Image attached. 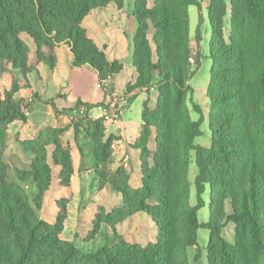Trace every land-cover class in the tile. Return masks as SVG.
Wrapping results in <instances>:
<instances>
[{
  "label": "trees",
  "instance_id": "trees-1",
  "mask_svg": "<svg viewBox=\"0 0 264 264\" xmlns=\"http://www.w3.org/2000/svg\"><path fill=\"white\" fill-rule=\"evenodd\" d=\"M109 4L121 9L123 0H0V64L26 71L29 49L22 38L27 37L38 59L46 46L66 44L75 68L89 66L99 80L118 75L121 66L110 62L81 27L92 11ZM193 6H199L197 0H154L151 8L145 0H136L133 7L134 90L158 87L155 109L149 112L144 104L142 112V121L157 129L154 152L143 149L140 190L132 194L126 182L116 186L128 209L116 210L101 222L115 232L119 224L144 213L157 227L156 242L141 248L120 240L112 247L84 252L61 239L65 217L58 216L49 225L37 216L35 210L52 182L46 146L33 152L31 171L20 172L17 178L32 181L34 207L22 187L11 181L3 161L7 126L24 120L23 101L14 103L18 88L13 85L0 101V264H189L187 250L196 246L197 211L203 206L205 184L211 192L208 222L201 226L210 232L208 264H264V0H233L229 45L222 36L223 0H210L212 64L206 93L210 149L194 146L200 124L191 120L187 106L193 75L188 62L194 53L189 30ZM195 37L198 45V30ZM198 59L197 53L195 65ZM194 110L200 112L197 106ZM111 144L110 139L98 142L96 155L102 163L111 155ZM51 145L55 147L51 160L60 169V180L69 185L70 154L57 141ZM193 151L199 168L194 208L187 202ZM225 205L230 211L227 217ZM225 219L237 227V238L242 240L235 246L222 237Z\"/></svg>",
  "mask_w": 264,
  "mask_h": 264
},
{
  "label": "rangeland",
  "instance_id": "rangeland-1",
  "mask_svg": "<svg viewBox=\"0 0 264 264\" xmlns=\"http://www.w3.org/2000/svg\"><path fill=\"white\" fill-rule=\"evenodd\" d=\"M135 1L123 0L121 9L113 4L96 9L81 24L87 37L99 50L105 51L109 61L121 66V78L115 75L99 80L96 71L89 66L75 68L73 55L66 44L46 46L38 59L37 49L27 37L22 39L29 49L28 69L20 71L11 65L0 64V101L5 99L13 85L18 88L14 103L23 101L21 111L24 120L13 121L7 126L3 161L9 168V178L22 187L30 205L34 207L36 191L32 181L19 182L17 178L20 172L31 171L33 152L46 146L52 182L42 198L41 207L35 210L36 214L49 225H53L58 216L65 217L61 239L84 252H95L104 246L112 247L120 240L146 248L159 237L153 220L144 213H138L119 224L115 232L101 222V218L116 210L128 209L127 203L117 193L116 186L126 182L132 194L140 190L144 170L143 149L146 147L149 152H154L152 142L157 129L154 124L142 121L141 111L143 96L148 111L155 109L158 87L154 85L143 91L134 90L137 79L132 61L136 31L133 16ZM153 1L145 0L146 6L151 8ZM197 2L198 7L189 8L190 47L194 53L188 61L193 75L188 82L191 91L187 106L191 120L200 124L201 135L194 140V146L210 149L209 102L206 96L212 64L209 59L210 0ZM223 4L225 16L222 18V36L224 43L229 45L231 17L235 10L233 0H223ZM197 30L200 36L198 45L195 37ZM151 38L152 32L149 33ZM197 53L199 59L195 65ZM142 93V98L135 101ZM194 106L200 112H196ZM126 111V121H139V126L130 130V133L129 130H123L121 123ZM257 137L261 138L260 135ZM109 139L112 140L111 155L106 163H102L96 155L100 149L98 142L104 144ZM54 141L72 159L73 175L69 185L60 180V169L51 160L55 150L51 144ZM198 175L199 168L193 151L188 173L191 187L187 201L193 208L197 206L195 181ZM210 194V185L205 184L201 195L203 206L197 211L200 227L196 246L187 250L189 264H208L210 232L201 226L208 222ZM148 203L153 205V202ZM225 213L226 217L230 214L227 205ZM223 225L222 237L227 244L235 246L237 240L242 241L237 238V227L233 223L225 219ZM261 260L263 263L264 256H261Z\"/></svg>",
  "mask_w": 264,
  "mask_h": 264
},
{
  "label": "crops",
  "instance_id": "crops-1",
  "mask_svg": "<svg viewBox=\"0 0 264 264\" xmlns=\"http://www.w3.org/2000/svg\"><path fill=\"white\" fill-rule=\"evenodd\" d=\"M121 75H122V72L119 73V75L115 76L116 78H121ZM142 95H144L143 93L140 94L139 96H137V98L135 99V101L139 100L140 98H142ZM146 100V98L143 96L142 98V106H144V101ZM134 101V102H135ZM134 102L132 104H134ZM132 106V105H131ZM131 106L128 108V110L131 108ZM127 110V111H128ZM127 111L125 112V114L123 115V118H122V127H123V130H129L128 133H130V130H135V128L137 126H139V121H131V120H128L126 121L125 120V117H126V114H127ZM142 111H143V107H142ZM142 111H141V114H142ZM141 119H142V115H141Z\"/></svg>",
  "mask_w": 264,
  "mask_h": 264
},
{
  "label": "built area",
  "instance_id": "built-area-1",
  "mask_svg": "<svg viewBox=\"0 0 264 264\" xmlns=\"http://www.w3.org/2000/svg\"><path fill=\"white\" fill-rule=\"evenodd\" d=\"M191 60V59H190Z\"/></svg>",
  "mask_w": 264,
  "mask_h": 264
}]
</instances>
